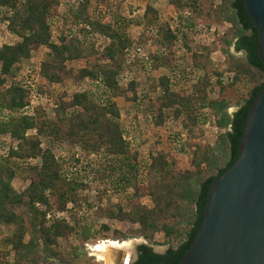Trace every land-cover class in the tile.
Returning a JSON list of instances; mask_svg holds the SVG:
<instances>
[{
  "label": "trees",
  "instance_id": "16d2710c",
  "mask_svg": "<svg viewBox=\"0 0 264 264\" xmlns=\"http://www.w3.org/2000/svg\"><path fill=\"white\" fill-rule=\"evenodd\" d=\"M95 2L93 14L88 12L89 0H79L72 10L71 23L82 25L76 30L78 36L62 31L57 42H53L50 21L58 16V0H0V20L8 22V31L19 38L18 42L0 48V134L9 135L17 143L16 148L10 149L0 160V226L13 228L11 236L0 244V264H9L7 248L13 252L15 264H70L54 251V246L57 240L68 238L73 229L63 221L48 224L45 220L49 210L64 211L80 189L76 180L65 181L61 161L55 157V147L63 143L80 144L89 151L103 150L107 158L104 173L113 179L114 190H133L129 201L125 202L127 210L118 204L108 212L113 221L138 226V236L148 244L138 247L139 257L133 264H180L202 222L211 185L238 159L245 123L256 95L264 87L258 30L243 1L168 0L176 12L190 11L189 17L180 15V20L190 27L196 23L195 15L208 22L230 25L227 35L201 50H193L185 34H178L168 23L160 24L157 11L150 6L145 8L138 23L155 31L165 50L152 55L148 61L151 70H166L159 78L161 94L148 102L153 125L160 126L169 114L174 121L183 117V126L189 128L198 126L200 118L207 113L221 133L213 146L194 145L192 170L177 169L175 162L168 161L166 156L149 155L142 184L139 182V154L125 138L120 110L114 101L121 97L127 103H136L139 99L140 89L134 81H129L126 88L120 87L124 71L134 66L126 65L132 45L122 26L104 22L97 16L100 1ZM205 4L207 9H203ZM91 35L102 38L104 45H87ZM178 42L189 54L191 68L203 72L202 79L189 87L190 94L186 87L176 89L171 84L170 73L176 70ZM39 48L49 50L50 61L39 72L47 84H62L73 78L89 79L102 85L112 100L97 103L83 91L75 93L69 103H60V112L52 118H42L39 111L34 117L20 114L29 103V92L23 85L6 86L5 78L13 75L17 66L30 59L31 53ZM216 49L225 58L226 73L230 75L226 84L222 82L223 73L210 66V56ZM89 58L95 59L92 67L77 72L68 67L72 62ZM210 74L216 78L214 83L210 81ZM243 82L250 88L245 97L234 103L210 96L212 85L222 94L226 88ZM232 107L237 110L229 113ZM29 131L35 134L27 136ZM36 160H40V165L30 166L32 176L28 186L17 192L12 181L21 170L20 163ZM144 197L149 198L151 207L140 203ZM36 205L45 209L42 211ZM159 233L164 237L162 244L169 246L163 254L154 253L149 246L156 245L154 236ZM118 237L132 238L120 233L116 239ZM88 238L86 235L82 241Z\"/></svg>",
  "mask_w": 264,
  "mask_h": 264
},
{
  "label": "rangeland",
  "instance_id": "374dc122",
  "mask_svg": "<svg viewBox=\"0 0 264 264\" xmlns=\"http://www.w3.org/2000/svg\"><path fill=\"white\" fill-rule=\"evenodd\" d=\"M79 0H58L59 8L58 16L50 21L52 41L57 42L58 36L62 31L67 35H77V28L71 23L72 10L76 8ZM96 0H89L88 12L93 14ZM100 7L97 10V16L104 22L118 24L124 28V33L129 39L131 46L126 56V63L130 73L133 74V80L140 89L139 99L136 103H127L123 98H115L117 106L120 110V123L125 131V138L130 137L132 149L139 154V182L143 183L144 169L148 163L149 155H163L168 161H174L175 166L179 170H192L190 165L194 145L213 146L216 138L221 131L216 132L211 117L205 113L204 117L199 120V125L185 128L181 117L174 121L168 114L162 124L158 127L153 125V112L149 108V100L155 98L161 91L159 90V78L166 72L164 68L160 70H151L150 58L152 55H158L165 50L159 43L155 31H149L148 28L139 24L142 13L147 6L157 11L160 24L168 23L172 29L178 34L187 36V44L193 50H201L209 48L212 43L220 37L227 35L230 31V25L221 22H208L198 18L196 15L193 19L196 21L193 27L188 26L184 20H180V15L189 17L190 11L185 10L183 13L176 12L169 5L168 0H98ZM208 6L203 5V9ZM133 12L135 14L133 15ZM133 15L132 18L128 16ZM178 16V18L176 17ZM177 18V22L173 18ZM127 20L129 22H127ZM8 22L0 20V48L5 44H14L19 38L10 33L7 29ZM181 32V33H180ZM93 43L96 47L104 45L103 39L97 35L88 37L86 44ZM136 47H140L144 55L148 58L145 60L136 52ZM233 52V50L231 49ZM49 50L39 48L31 53L30 59L19 64L14 74L6 77V86L11 84L34 86L39 88V93L46 95L48 101H42L43 105L35 109L41 112L42 118H52L59 111L60 103H69L71 97L77 92H86L90 99L97 103H107L111 101L109 93L100 84L91 81H79L76 79H66L62 84L49 85L40 76L41 67L49 62ZM176 70L170 73L171 84L173 88L186 87L188 93H192L189 87L195 86L203 77V72L193 70L191 68L190 56L181 42L177 43L175 52ZM94 58L79 60L68 64V67L77 72L87 66L93 65ZM211 69L219 73H223L222 82L226 84L230 80V75L226 73L227 66L225 58L218 49L210 56ZM148 63V64H147ZM127 65V64H126ZM210 81H216L215 76L210 74ZM127 78L123 76L122 85L126 83ZM121 82V81H120ZM210 89L212 98L222 97L227 100L238 101L245 97L250 86L244 82L226 88L222 94H219L217 87ZM44 108V109H42ZM41 110V111H40ZM237 110L232 107L229 113ZM21 114V113H20ZM30 116V117H34ZM5 116V115H4ZM185 120V119H183ZM33 131L27 132L28 135H34ZM181 134H186L187 138L182 141ZM17 143L11 139L9 135L0 134V160L2 161L10 149H15ZM55 157L61 161L62 173L65 181L76 180L80 184V189L73 202L67 204L64 211L49 210L45 214V220L48 224L56 221H63L68 224L73 233L68 238L57 240L54 251L63 256V259L70 264H112L111 261L98 260V253L91 251L94 245L101 241H135L133 250L138 245H148L147 242L138 236V226L131 225L128 222L113 221L108 217V212L116 205L120 204L125 210L126 201L132 196L133 190L129 189L125 192L115 191L113 187V179L106 177L104 170L107 166V158L103 150L89 151L82 145H71L63 143L54 149ZM0 161V162H1ZM40 165V160L27 161L20 163L21 170L16 178L12 181V187L17 191H23L29 184V178L32 176L30 166ZM108 172V171H107ZM144 206L151 207L152 203L148 197L140 200ZM42 211L45 209L40 205H36ZM105 227V228H104ZM13 228L0 226V244L11 236ZM117 233L131 236L132 238L123 240L117 237ZM88 235L86 242L82 241L84 236ZM28 240V237L25 239ZM163 234L159 233L154 236L156 245H149L156 253L165 252L169 246L163 245ZM8 255L6 257L9 264H15L14 255L10 248H7ZM29 264V263H20ZM65 264V263H64Z\"/></svg>",
  "mask_w": 264,
  "mask_h": 264
},
{
  "label": "water",
  "instance_id": "95a60500",
  "mask_svg": "<svg viewBox=\"0 0 264 264\" xmlns=\"http://www.w3.org/2000/svg\"><path fill=\"white\" fill-rule=\"evenodd\" d=\"M242 1L258 30L264 66V0ZM112 251L113 264L135 259V253L130 258ZM180 264H264V87L245 123L238 159L211 185L202 222Z\"/></svg>",
  "mask_w": 264,
  "mask_h": 264
},
{
  "label": "built area",
  "instance_id": "2783aa9c",
  "mask_svg": "<svg viewBox=\"0 0 264 264\" xmlns=\"http://www.w3.org/2000/svg\"><path fill=\"white\" fill-rule=\"evenodd\" d=\"M135 14V12H133V15ZM133 15H131V16H128V18H132L133 17ZM177 18H178V16H176ZM176 17H174L173 18V20L175 21V22H177V18ZM82 25H79V27H81ZM84 28H86V29H88V27L87 26H84ZM170 28L172 29V27L170 26ZM102 39V38H101ZM132 46H135V44H132ZM136 52H138L140 55H141V58H144L145 60H148V58L144 55V52L142 51V49L140 48V47H136ZM127 65H129L130 63L129 62H127L126 63ZM123 76H125V78H127V80H125L126 81V83H124V85H126L129 81H134L133 80V74L132 73H130L128 70H125V72L123 73V75H122V79H121V82H120V85L121 86H124V85H122V81H123ZM86 82H87V80H85ZM135 82V81H134ZM96 84H98V83H96ZM24 88H26L27 90H28V92H29V103H28V105L26 106V107H24L22 110H21V112L20 113H22V115H24V116H28V117H30V116H33L34 114V111H35V109H37V108H39L40 106H42L43 105V103H42V101H48V98L46 97V95H42V94H40L38 91H37V88L35 87L34 88V86H23ZM41 108V107H40ZM42 109H44V108H42ZM45 110V109H44ZM214 129H215V131L216 132H218V131H220L219 129H217L215 126H214ZM34 133H35V131H33ZM181 138H182V141H185L186 140V138H187V135L185 134H181ZM128 141H130V142H132V140H131V138L130 137H128V138H126Z\"/></svg>",
  "mask_w": 264,
  "mask_h": 264
},
{
  "label": "bare ground",
  "instance_id": "6f19581e",
  "mask_svg": "<svg viewBox=\"0 0 264 264\" xmlns=\"http://www.w3.org/2000/svg\"><path fill=\"white\" fill-rule=\"evenodd\" d=\"M135 241H113V240H106L101 241L97 245H94L91 248V251L98 253L97 257L99 261H105L107 263L111 261L114 263L116 255L112 250H120L123 251L124 254H127L130 258L134 257V246ZM123 259V258H122ZM121 264V263H118Z\"/></svg>",
  "mask_w": 264,
  "mask_h": 264
},
{
  "label": "flooded vegetation",
  "instance_id": "af4514ba",
  "mask_svg": "<svg viewBox=\"0 0 264 264\" xmlns=\"http://www.w3.org/2000/svg\"><path fill=\"white\" fill-rule=\"evenodd\" d=\"M139 246H140V245H139ZM139 246H137L136 249H135V259H134V261H132L131 264H133L134 262H136V261L138 260V257H139L138 247H139ZM152 250H153V249H152ZM153 252L156 253L154 250H153ZM157 254H158V253H157ZM121 262H122V260H121Z\"/></svg>",
  "mask_w": 264,
  "mask_h": 264
},
{
  "label": "crops",
  "instance_id": "0c3cea01",
  "mask_svg": "<svg viewBox=\"0 0 264 264\" xmlns=\"http://www.w3.org/2000/svg\"><path fill=\"white\" fill-rule=\"evenodd\" d=\"M144 11V10H143ZM143 14V13H142ZM160 70V69H159ZM125 72V71H124ZM85 80H87V81H90L89 79H85ZM93 83H95V82H93ZM127 85H128V83L126 84V85H124V86H121L120 85V87H122V88H126L127 87Z\"/></svg>",
  "mask_w": 264,
  "mask_h": 264
}]
</instances>
